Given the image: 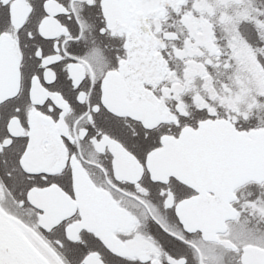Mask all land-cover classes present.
Masks as SVG:
<instances>
[{"label":"snow or ice","instance_id":"6c2138e0","mask_svg":"<svg viewBox=\"0 0 264 264\" xmlns=\"http://www.w3.org/2000/svg\"><path fill=\"white\" fill-rule=\"evenodd\" d=\"M190 3L0 0V264H192L191 237L226 219L246 238L238 264H264L241 220L264 219V115L183 92ZM254 15L249 82L264 80V0ZM228 47L204 69L240 65Z\"/></svg>","mask_w":264,"mask_h":264},{"label":"flooded vegetation","instance_id":"af4514ba","mask_svg":"<svg viewBox=\"0 0 264 264\" xmlns=\"http://www.w3.org/2000/svg\"><path fill=\"white\" fill-rule=\"evenodd\" d=\"M181 3H189L190 0H180ZM259 0H195V14H191L200 39L197 43L200 45L188 46L185 44L186 61H177L179 64L178 76L186 79L178 82L183 84V92L186 96L193 94L200 96L206 92V88L212 89L206 94L213 95L221 100L232 101L237 107L247 103L249 98L257 105L258 115H264V108L259 105L264 103L257 97L251 96L252 90L264 91V80H252L249 82V76L245 68L250 63L256 62V54L252 51L246 40L239 39L246 35L249 28L255 27L256 19L254 12ZM170 15V13H169ZM239 24L240 31L237 32ZM247 24V27H245ZM236 38L238 53L241 56V64L235 69L225 72L221 69L220 73L213 75L212 69H204V61L208 60L209 50L215 52L217 57L221 55H232V49L228 47V41ZM181 43L177 41V44ZM190 43V42H189ZM259 67V64H256ZM190 70V71H189ZM229 76L234 79L229 80ZM213 81L217 83L214 85ZM228 86V95L223 94L225 86ZM235 85V87H232ZM30 116L36 121L34 111L30 110ZM42 131L46 128L43 120L40 121ZM13 129L19 131V126L14 123ZM257 189L248 186L244 189V196L251 195L255 199ZM247 220V227L254 229L257 234L264 233V219L259 215L244 213L241 220ZM232 219H226L219 228H212L202 233H196L191 237L189 254L192 256V264H238L239 248L245 242V237L234 231ZM27 236V235H26ZM34 245L44 254L43 249L31 237L27 236ZM249 245L256 243L252 238H247Z\"/></svg>","mask_w":264,"mask_h":264},{"label":"water","instance_id":"95a60500","mask_svg":"<svg viewBox=\"0 0 264 264\" xmlns=\"http://www.w3.org/2000/svg\"><path fill=\"white\" fill-rule=\"evenodd\" d=\"M23 244L27 247L31 248L33 251H35L40 256H45L35 245L34 243L26 236L24 235L22 237Z\"/></svg>","mask_w":264,"mask_h":264}]
</instances>
